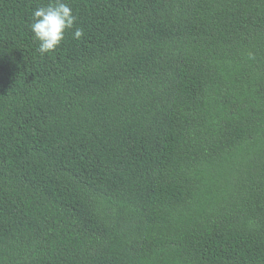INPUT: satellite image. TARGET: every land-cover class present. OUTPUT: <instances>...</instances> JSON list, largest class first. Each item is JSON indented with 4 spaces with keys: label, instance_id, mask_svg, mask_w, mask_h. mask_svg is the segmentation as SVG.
<instances>
[{
    "label": "trees",
    "instance_id": "16d2710c",
    "mask_svg": "<svg viewBox=\"0 0 264 264\" xmlns=\"http://www.w3.org/2000/svg\"><path fill=\"white\" fill-rule=\"evenodd\" d=\"M0 0V264H264V0Z\"/></svg>",
    "mask_w": 264,
    "mask_h": 264
},
{
    "label": "clouds",
    "instance_id": "9594fccd",
    "mask_svg": "<svg viewBox=\"0 0 264 264\" xmlns=\"http://www.w3.org/2000/svg\"><path fill=\"white\" fill-rule=\"evenodd\" d=\"M29 25L33 37L38 41L37 51L41 54L54 52L71 31L72 38L80 40L84 30L76 27V16L66 0H49L43 6L35 8Z\"/></svg>",
    "mask_w": 264,
    "mask_h": 264
}]
</instances>
